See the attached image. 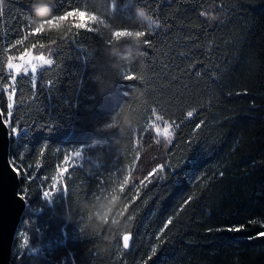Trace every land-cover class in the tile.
Listing matches in <instances>:
<instances>
[{
	"label": "trees",
	"instance_id": "obj_1",
	"mask_svg": "<svg viewBox=\"0 0 264 264\" xmlns=\"http://www.w3.org/2000/svg\"><path fill=\"white\" fill-rule=\"evenodd\" d=\"M111 4L123 29L146 33L141 47L128 37L116 44L126 57L119 71L100 29H77L69 16L36 33L29 0L0 4V110L26 201L10 264H264V0ZM136 5L151 28L131 23ZM76 9L89 10L88 0H55L51 11ZM29 51L52 62L35 81L12 78L9 62ZM97 80L111 87L100 93ZM120 109L134 127L96 130ZM155 115L174 128L170 142L148 129ZM76 151L82 160L45 197ZM159 167L161 178L147 182ZM109 191L119 198L112 223L125 225L114 239L82 234L78 210L65 219Z\"/></svg>",
	"mask_w": 264,
	"mask_h": 264
},
{
	"label": "clouds",
	"instance_id": "obj_2",
	"mask_svg": "<svg viewBox=\"0 0 264 264\" xmlns=\"http://www.w3.org/2000/svg\"><path fill=\"white\" fill-rule=\"evenodd\" d=\"M55 0H29V7L31 9L29 19L36 29L45 26L46 21L54 20L61 14L53 15L51 8L54 5ZM89 11L96 16V25L100 31L105 34L109 39L106 41L103 51L111 57L116 58L114 67L119 71L120 59H125L116 48V44L121 40V37L111 39L112 33L123 30L122 25L114 18L111 0H88ZM210 19L215 17L210 16ZM131 23L139 26H149L152 24V20L147 10L140 5H136L133 9L131 16ZM54 25V24H53ZM137 31L132 30L131 36H128L137 47H141L142 36L136 35ZM121 77L124 79L123 72ZM97 89L100 93H104L106 88H110V84H105L100 80L96 81ZM132 91L139 99L141 93L134 86ZM135 117L132 113L127 111H117L112 114L105 122L96 126L98 132L108 133L112 130H117L121 135L126 129L135 126ZM98 142H93V146ZM89 160L94 158L89 156ZM99 163V161H94ZM79 211L80 215L76 217L79 220V231L87 236L98 237L100 241L109 242L110 239H114L116 233H118L125 226L122 221L113 224L112 218L118 215L119 210V198L118 193L109 191L102 197H94L90 201H79L71 208L65 210V219L71 222L73 220V213ZM107 233V235H102Z\"/></svg>",
	"mask_w": 264,
	"mask_h": 264
},
{
	"label": "water",
	"instance_id": "obj_3",
	"mask_svg": "<svg viewBox=\"0 0 264 264\" xmlns=\"http://www.w3.org/2000/svg\"><path fill=\"white\" fill-rule=\"evenodd\" d=\"M19 183L18 171L10 161L9 128L0 110V264L11 263L13 242L26 209ZM130 244L131 237L126 250Z\"/></svg>",
	"mask_w": 264,
	"mask_h": 264
},
{
	"label": "rangeland",
	"instance_id": "obj_4",
	"mask_svg": "<svg viewBox=\"0 0 264 264\" xmlns=\"http://www.w3.org/2000/svg\"><path fill=\"white\" fill-rule=\"evenodd\" d=\"M72 21L76 22V24H83L86 22V17L85 16H75L71 17ZM85 28H92L93 30L99 29V27L96 25V22H90L88 23V26ZM43 56L45 59L40 60L36 59L37 57ZM23 58V59H22ZM50 60L49 54L48 53H36L34 51H29L25 53L24 55L18 57L17 59H13L12 61L9 62V64H12L13 67L9 68L8 67V72L12 76V78H15L18 75H30L33 76L37 74V72L42 69L43 67L48 66L50 63H47V61ZM8 64V65H9ZM27 64V70L25 71L24 65ZM35 66L36 72L33 73L32 67ZM5 120V119H4ZM148 129L152 130L156 137L160 139L161 141H164L166 143L170 142L173 134H174V128L168 124L167 122L163 121L161 118H159L157 115H155L152 120L148 124ZM171 131V137L166 138L165 136V130ZM76 152H80L81 155L80 157L76 156ZM71 154V157L68 159V163L66 166H64V169L60 170L59 176L56 178L55 183L48 185L46 187L45 192H49L50 194L53 192H58V189H60V179L62 175L68 170L70 167L77 165L78 162L82 160V151H76ZM162 169L155 168L151 173H149L146 177V181L150 182L155 178H161L162 176ZM158 176V177H156ZM55 185V187L53 186ZM50 196V195H49ZM47 196V197H49ZM22 247L28 248L29 243H28V238L27 236L23 237L21 240Z\"/></svg>",
	"mask_w": 264,
	"mask_h": 264
},
{
	"label": "snow or ice",
	"instance_id": "obj_5",
	"mask_svg": "<svg viewBox=\"0 0 264 264\" xmlns=\"http://www.w3.org/2000/svg\"><path fill=\"white\" fill-rule=\"evenodd\" d=\"M3 3V0H0V4H2ZM201 15H204V13H201ZM69 16H71V17H75V16H85L86 17V22L85 23H83V24H76L75 25V27L77 28V29H81V28H85V27H87L88 26V23H90V22H96V16L94 15V14H92V12H90L89 10H80V9H76V10H74V11H68L67 13H65V14H61L58 18H55L54 20H49V21H46V23L48 24V25H53V24H58L59 23V21H63V20H65L67 17H69ZM154 23V22H153ZM42 28L43 27H41V28H39V29H35V32L36 33H40L41 32V30H42ZM149 28H151V24L149 25ZM88 30L89 31H91V30H93L92 28H88ZM132 35V33H131V31H129V30H126V29H123V30H121V31H118V32H114V33H112V36L113 37H128V36H131ZM136 35H138V36H145L146 35V33L145 32H143V31H137L136 32ZM23 59V58H22ZM36 59H40V60H44L45 58L43 57V56H40V57H37ZM52 61L51 60H48L47 61V63H51ZM8 67L9 68H12L13 67V65L12 64H9L8 65ZM24 68H25V71L27 70V64H25L24 65ZM32 71H33V73H35L36 72V68H35V66H33L32 67ZM135 77H133V76H128V77H126V79H134ZM32 79H33V81H35V79H36V76L35 75H33V77H32ZM9 107H11V105H9ZM187 115L189 116V117H191L192 115H193V112H191V111H189L188 113H187ZM11 132L13 133V134H15L16 132H17V129L15 128V127H13V128H11ZM171 131H169V130H165V136H166V138H170L171 137ZM80 155H81V153L80 152H76V156L77 157H80ZM161 168H163V165L161 166ZM54 187H55V185H53ZM25 195V193H24V191L22 190L21 191V196H24ZM43 195L45 196V197H47V196H49L50 195V193L49 192H44L43 193ZM122 239H123V247L124 248H128V241H129V239H130V236H129V234H124L123 235V237H122Z\"/></svg>",
	"mask_w": 264,
	"mask_h": 264
},
{
	"label": "built area",
	"instance_id": "obj_6",
	"mask_svg": "<svg viewBox=\"0 0 264 264\" xmlns=\"http://www.w3.org/2000/svg\"><path fill=\"white\" fill-rule=\"evenodd\" d=\"M15 93V89L14 88H12L11 90H10V92H9V94H7V98H10L13 94Z\"/></svg>",
	"mask_w": 264,
	"mask_h": 264
},
{
	"label": "bare ground",
	"instance_id": "obj_7",
	"mask_svg": "<svg viewBox=\"0 0 264 264\" xmlns=\"http://www.w3.org/2000/svg\"><path fill=\"white\" fill-rule=\"evenodd\" d=\"M6 122V121H5ZM6 124L8 125V123L6 122ZM9 128V127H8ZM14 244V243H13ZM13 251V250H12Z\"/></svg>",
	"mask_w": 264,
	"mask_h": 264
}]
</instances>
